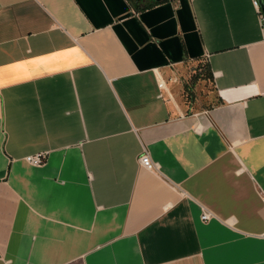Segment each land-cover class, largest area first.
I'll use <instances>...</instances> for the list:
<instances>
[{
  "label": "crops",
  "instance_id": "crops-1",
  "mask_svg": "<svg viewBox=\"0 0 264 264\" xmlns=\"http://www.w3.org/2000/svg\"><path fill=\"white\" fill-rule=\"evenodd\" d=\"M259 10L0 0V264H264Z\"/></svg>",
  "mask_w": 264,
  "mask_h": 264
},
{
  "label": "built area",
  "instance_id": "built-area-1",
  "mask_svg": "<svg viewBox=\"0 0 264 264\" xmlns=\"http://www.w3.org/2000/svg\"><path fill=\"white\" fill-rule=\"evenodd\" d=\"M253 5L259 9V5H258V1L257 0H252ZM259 14H260V19L262 21V23H264V15L261 12V10H259ZM156 84H157V88H158V94L157 96L159 98H163V91L165 90V82L163 79L157 77L156 75ZM24 160L27 163H30L32 165H40L42 163L45 162L46 160V153L45 152H36L33 154H29L26 155L24 157ZM139 163L142 167L151 170V171H157L158 170V166L156 165V163H154L149 154L145 151L143 152L140 157H139ZM263 203H264V197H263ZM211 217V213L207 210H203L202 214H201V219L203 221H206L208 219H210Z\"/></svg>",
  "mask_w": 264,
  "mask_h": 264
},
{
  "label": "rangeland",
  "instance_id": "rangeland-1",
  "mask_svg": "<svg viewBox=\"0 0 264 264\" xmlns=\"http://www.w3.org/2000/svg\"><path fill=\"white\" fill-rule=\"evenodd\" d=\"M193 79H194L193 82H196L197 81V77H193ZM195 94H196V90H194V92H192V93H188V96H186L187 98L185 97L186 99L184 101H185L186 105L187 104L189 105V107H186V111H188V112L191 111V110H193L195 108V107H192L191 106V104H193V102H194Z\"/></svg>",
  "mask_w": 264,
  "mask_h": 264
},
{
  "label": "water",
  "instance_id": "water-1",
  "mask_svg": "<svg viewBox=\"0 0 264 264\" xmlns=\"http://www.w3.org/2000/svg\"><path fill=\"white\" fill-rule=\"evenodd\" d=\"M258 1V4H259V7H260V10L261 12L263 13L264 15V1L263 0H257Z\"/></svg>",
  "mask_w": 264,
  "mask_h": 264
}]
</instances>
